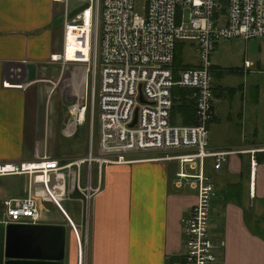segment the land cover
<instances>
[{
	"label": "crops",
	"instance_id": "obj_1",
	"mask_svg": "<svg viewBox=\"0 0 264 264\" xmlns=\"http://www.w3.org/2000/svg\"><path fill=\"white\" fill-rule=\"evenodd\" d=\"M61 13V3L51 0H0V164L42 156L66 164L88 151V125L78 112L85 90L83 66L49 59L61 51L62 24L53 25ZM67 59H72L71 46ZM245 61L223 69L211 65L215 80H221L211 83L207 147L236 152L218 170L211 160L202 167L212 186L209 233L217 264H264L263 92L244 80L222 85L226 75L250 71L254 65L246 61L250 67L244 69ZM26 63L35 65L30 83H25ZM94 130L91 146L96 153ZM159 156L132 153L129 162L100 170L92 164L89 184L97 191L90 197L86 219L80 194L67 192L66 176L52 180L51 201L43 202L41 211L51 205L61 214L62 223L55 224L64 227V244L69 228L67 257L64 262L63 247L61 264H178L181 219L194 203L195 191L176 174L180 167L189 174L196 170ZM80 165L82 172L85 164ZM21 177L27 185V177ZM25 195L26 189L13 198Z\"/></svg>",
	"mask_w": 264,
	"mask_h": 264
},
{
	"label": "built area",
	"instance_id": "obj_2",
	"mask_svg": "<svg viewBox=\"0 0 264 264\" xmlns=\"http://www.w3.org/2000/svg\"><path fill=\"white\" fill-rule=\"evenodd\" d=\"M51 1L62 5L63 35L60 53L49 59L83 66L85 90L78 112L88 125V151L81 160L66 164L45 156L0 164V176L28 179L24 197L3 201L8 217L3 224H37L38 200L51 201L48 189L57 176L65 175L67 192H79L87 205L97 191L89 184L92 164L100 170L129 162L127 156L132 153H160L163 160L196 170L189 174L180 167L176 174L178 181L195 191V201L181 219L178 264H217L209 233L212 186L202 167L211 160L212 168L218 170L236 152L207 147L213 114L209 58L219 40L258 39L264 45V0H145L142 17L133 12V0ZM69 1L76 6L68 9ZM77 7L82 8L67 18ZM67 45L73 46L72 59L66 58ZM179 45L181 55L187 49L193 51L196 65L181 62L189 67L174 71L173 56ZM249 67L245 61L243 68ZM173 87L189 90L194 124L169 123ZM134 111V123L129 126ZM94 129L96 153L91 146ZM82 163L87 171L84 185L79 180ZM39 184L45 186L34 188Z\"/></svg>",
	"mask_w": 264,
	"mask_h": 264
},
{
	"label": "rangeland",
	"instance_id": "obj_3",
	"mask_svg": "<svg viewBox=\"0 0 264 264\" xmlns=\"http://www.w3.org/2000/svg\"><path fill=\"white\" fill-rule=\"evenodd\" d=\"M75 6L76 4L71 1H69L67 5L68 9L75 7ZM144 7H145V0H133V12L137 16L139 17L143 16ZM209 60H210V64L213 67L214 66L217 67V69H223V68H229V67H235L237 65H241L242 60H246L254 65L247 74H244V75L242 74L229 75L228 74L226 75V77L222 79V85L225 84L227 80L229 81L231 80L234 83H239L244 80L247 83L246 86H252L253 83L255 82L256 85L259 86V90L261 88L263 92V94H260L261 104H260L259 112H260L261 117H264V45L262 41L258 39H254L250 41H243L241 39H236V40H231V41L219 40L217 41L215 51L211 54ZM181 61L183 63H190V64L196 63V59H195V56L193 55V51L190 49H187L185 52H183L181 55ZM220 80L221 79L215 80L214 73L211 72V83L213 85L220 84ZM257 110H258V105H257ZM176 124H179V123L176 122ZM262 128L264 129V127ZM94 133H95V130H94ZM94 137H95V134H94ZM92 152H94L93 148H92ZM91 171L95 172V169L93 168V166H92ZM85 176H86V171L82 170L81 172V178H83L82 185H84L85 183ZM90 177L92 179L93 174H91ZM25 189H26V181L24 180V177H21L18 175L17 176H0V222L8 220V217H6L5 211L2 205L3 201L7 199H4L3 197L5 198L17 197L21 193H23ZM188 193H191V192H188ZM209 206H210V201H209ZM44 209L46 211L42 210L39 213L40 215V220L38 221L39 224L62 223L63 218L61 217V214L57 210H55L51 205H46ZM83 215H84V218L86 219L87 212H85L84 209H83ZM209 222H210V211H209ZM55 225H58V224H55ZM82 230H83V226H82ZM68 233H69V228L66 229V235H65L64 262L67 257V247L69 245ZM215 256H216L217 263H219L216 254Z\"/></svg>",
	"mask_w": 264,
	"mask_h": 264
},
{
	"label": "water",
	"instance_id": "obj_4",
	"mask_svg": "<svg viewBox=\"0 0 264 264\" xmlns=\"http://www.w3.org/2000/svg\"><path fill=\"white\" fill-rule=\"evenodd\" d=\"M73 9L67 18L81 10ZM61 17L53 21L60 24ZM25 83L35 79V65L26 63ZM141 99L139 98V101ZM133 119L129 126L134 123ZM45 185H35L41 188ZM64 247V227L55 224H15L0 222V264H61Z\"/></svg>",
	"mask_w": 264,
	"mask_h": 264
},
{
	"label": "trees",
	"instance_id": "obj_5",
	"mask_svg": "<svg viewBox=\"0 0 264 264\" xmlns=\"http://www.w3.org/2000/svg\"><path fill=\"white\" fill-rule=\"evenodd\" d=\"M182 45H179L176 49L172 66L174 71L178 69H184L189 67L188 65H184L181 62V48ZM171 98L172 105L169 111V123L171 125H192L194 124V110H193V101L190 98L189 90L187 89H179L173 87L171 89ZM178 122L179 124H176ZM43 202L38 200V210L39 213L41 211V206ZM40 220V215H39Z\"/></svg>",
	"mask_w": 264,
	"mask_h": 264
},
{
	"label": "bare ground",
	"instance_id": "obj_6",
	"mask_svg": "<svg viewBox=\"0 0 264 264\" xmlns=\"http://www.w3.org/2000/svg\"><path fill=\"white\" fill-rule=\"evenodd\" d=\"M68 46H71V45H67V48H68ZM71 48H73V46H71ZM66 58H67V53H66ZM81 166V165H80ZM80 166H79V180H80V184L82 185V183H81V169H80ZM85 166V165H84ZM85 171H86V167H85ZM86 174H87V171H86ZM89 176H90V171H89ZM74 194H80L79 192H73ZM80 196L82 197V200H83V207H84V211L85 212H87V210H88V205H89V200H90V198H89V200L87 201V205H86V201H85V198H84V196L83 195H81L80 194ZM84 203H85V205H84ZM88 214V213H87ZM87 218V217H86Z\"/></svg>",
	"mask_w": 264,
	"mask_h": 264
}]
</instances>
